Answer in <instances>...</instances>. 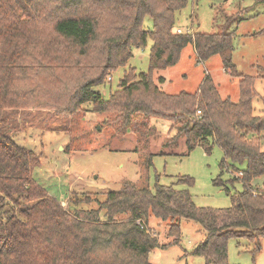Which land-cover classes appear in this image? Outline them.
Masks as SVG:
<instances>
[{
    "label": "trees",
    "instance_id": "trees-1",
    "mask_svg": "<svg viewBox=\"0 0 264 264\" xmlns=\"http://www.w3.org/2000/svg\"><path fill=\"white\" fill-rule=\"evenodd\" d=\"M188 1L0 0V264H152L149 253L160 245L149 226L152 215L168 221L171 239L163 246L180 241L182 218L200 223L205 237L191 252L205 264H229L231 237L260 249L264 180L262 186L252 181L264 177V114L254 112L256 75L239 72L233 60L237 27L178 31L175 14ZM147 15L152 28L144 26ZM262 33L264 27L248 35ZM148 39L149 72L129 67L105 99L97 86ZM188 43L202 59L221 55L224 67L239 78L238 101L223 97L210 74L195 92L160 87L165 77L158 83L153 70L177 63ZM84 103L124 126L150 116L171 119L175 131L165 147L183 138L189 150L202 145L210 152L218 143L224 151L221 168L229 161L234 167L245 163L235 176L243 189L233 193L230 206L214 208L198 206L185 189L158 184L152 190L126 181L106 191L105 199L96 198L98 207L79 206L92 200L89 194L74 196L73 207H66L33 177L40 155L13 133L33 111L68 115ZM235 178L219 176L215 183L230 191Z\"/></svg>",
    "mask_w": 264,
    "mask_h": 264
},
{
    "label": "rangeland",
    "instance_id": "rangeland-1",
    "mask_svg": "<svg viewBox=\"0 0 264 264\" xmlns=\"http://www.w3.org/2000/svg\"><path fill=\"white\" fill-rule=\"evenodd\" d=\"M144 26L153 27L150 16L144 17ZM237 27L234 38L233 60L241 73L256 75L253 98L254 112L264 114V33L248 35L264 27V1L260 0H189L176 11L175 27L183 31L215 32L221 26ZM133 47V54L125 65L114 69L106 81L97 88L106 99L118 88L125 70L134 67L136 72L150 69V49ZM262 67V68H261ZM153 77L164 76L160 87L168 93L186 90L195 92L207 74L214 79L220 94L238 101L240 83L237 76L224 67L219 53L206 59L198 56L193 43L181 51L177 63L163 69H154ZM39 111V110H38ZM107 113L93 110L92 103L68 115H55L48 111L31 112L15 140L40 155V163L33 168V177L44 185L49 195L57 197L70 208L72 198L90 195L92 200L79 206L98 207V200L106 198V191L119 189L126 181L155 190L158 184L171 185L190 192L198 206L224 208L232 204L231 196L243 189L240 178L245 163L228 162L221 168L224 151L218 143L210 152L202 145L189 150L183 138L176 147L163 146L172 129V120L162 116L146 117V122L136 121L127 126L109 123ZM22 119V118H20ZM219 176L229 182L230 191L215 183ZM191 177L193 182L184 178ZM264 177L256 178L253 185L262 186ZM72 209V208H71ZM181 239L163 246L171 238L167 235L168 221L152 215L149 226L159 235L160 245L149 253L152 264H205L202 255L191 251L205 237L202 225L192 219L182 218ZM261 247L254 251L253 243L246 238L228 240L229 264H264V237Z\"/></svg>",
    "mask_w": 264,
    "mask_h": 264
},
{
    "label": "built area",
    "instance_id": "built-area-1",
    "mask_svg": "<svg viewBox=\"0 0 264 264\" xmlns=\"http://www.w3.org/2000/svg\"><path fill=\"white\" fill-rule=\"evenodd\" d=\"M178 31H180V32H181V31H183V30H182L181 28H178Z\"/></svg>",
    "mask_w": 264,
    "mask_h": 264
},
{
    "label": "crops",
    "instance_id": "crops-1",
    "mask_svg": "<svg viewBox=\"0 0 264 264\" xmlns=\"http://www.w3.org/2000/svg\"><path fill=\"white\" fill-rule=\"evenodd\" d=\"M178 28H180V27H178Z\"/></svg>",
    "mask_w": 264,
    "mask_h": 264
}]
</instances>
